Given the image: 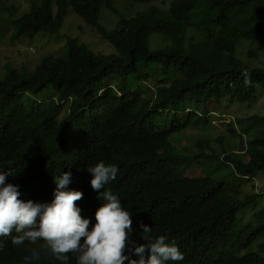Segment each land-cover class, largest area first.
Segmentation results:
<instances>
[{
  "label": "trees",
  "instance_id": "1",
  "mask_svg": "<svg viewBox=\"0 0 264 264\" xmlns=\"http://www.w3.org/2000/svg\"><path fill=\"white\" fill-rule=\"evenodd\" d=\"M102 1L41 0L11 19L13 38L55 33L70 7L114 52L95 53L68 37L65 56L46 55L32 70L6 66L0 77V173L10 174L5 184L34 203H51L53 178L70 172L66 190L82 192L80 215L94 221L104 201L87 167L114 164L119 171L105 189L130 213V241L146 244L143 223L152 227L153 240L166 236L183 254L168 264H264V239L252 249L264 237V207L254 212L253 188L243 193L224 180L231 175L248 182L264 172V112L228 122L238 149L206 160L220 158L229 168L222 176L202 172L204 156L185 157L169 141L189 125L207 123L209 101L248 103L264 93V65L238 55L242 41L264 52V0H169L166 9L150 5L119 17L110 30L99 22ZM0 25L2 35L8 27L1 16ZM152 33L167 42L151 49ZM245 211L253 212L247 221ZM130 247L124 255L138 259ZM68 255L76 264L75 254ZM24 256L0 245V264H24ZM33 264L59 262L49 254Z\"/></svg>",
  "mask_w": 264,
  "mask_h": 264
},
{
  "label": "clouds",
  "instance_id": "2",
  "mask_svg": "<svg viewBox=\"0 0 264 264\" xmlns=\"http://www.w3.org/2000/svg\"><path fill=\"white\" fill-rule=\"evenodd\" d=\"M150 5L153 3L147 7ZM87 171L92 176V189L99 192L97 198L104 201L96 210L94 221L80 215L76 202L82 199V192L66 190L70 172L53 178L56 187L51 203H34L20 196L16 186L5 184L10 174L0 173V245L25 255L24 264H33L49 254L59 264H69V253L75 254L76 264H124L125 260L128 264H168L184 259L174 241L166 242L163 235L153 240L152 227L143 223L139 227L146 244L136 245L129 240L130 213L110 189H105L117 176L116 165L99 161L88 166ZM129 244V251L138 259L124 255Z\"/></svg>",
  "mask_w": 264,
  "mask_h": 264
},
{
  "label": "rangeland",
  "instance_id": "3",
  "mask_svg": "<svg viewBox=\"0 0 264 264\" xmlns=\"http://www.w3.org/2000/svg\"><path fill=\"white\" fill-rule=\"evenodd\" d=\"M109 1L111 6L116 9V12L110 11L105 0L99 6V22L107 30L115 26L119 17L128 18L133 16L137 11L146 8L147 4L153 3V5L162 9L167 7L168 2V0H155L149 3L133 2L132 0ZM40 2L41 0H0V16L7 20L8 27L0 35V77H3L6 66H11L18 70H32L46 55L65 56V44L68 37L77 38L78 41L85 43L95 53L107 54L114 52L113 46L101 36L96 28L86 24L70 7H68L67 14L57 32L39 31L30 38H13L11 36V19L20 17L31 5H38ZM5 7L9 9L6 10ZM160 36L159 33H152L149 36L151 49H155L157 46L164 45L167 42ZM238 55L252 66L264 65V52L253 42L242 41L238 49ZM148 85L153 86V83H148ZM262 94H259L248 103H230L227 98L222 99L219 105L209 101L207 106L210 112L207 114V123L189 125L182 131L171 134L169 141L185 157H192L197 154L199 155L195 159L197 161L203 159L204 156L205 162L201 163L200 168L202 172L210 173L214 176L227 174L229 168L223 164L220 158L223 154L238 149L237 137L235 138L230 132L228 122L235 117L263 113L264 93ZM37 96L43 97L42 94ZM25 98L29 100L26 96ZM155 118L157 123H160L163 119L158 116ZM217 138L220 140H217ZM213 154H216L214 157L218 156L220 158L215 161H206L208 156ZM224 180L239 185L243 193L249 192L253 188L252 191L257 195L255 199L256 206L253 207L254 212L258 208L264 207V172H258L248 182L238 178L233 179L231 175L224 176ZM252 184L254 187H251ZM251 213L253 212L245 211L241 215L242 220L247 221L248 217L252 215ZM263 239L264 237L257 239L252 245V249L256 251L257 246Z\"/></svg>",
  "mask_w": 264,
  "mask_h": 264
}]
</instances>
